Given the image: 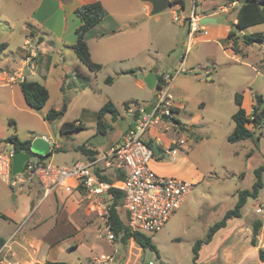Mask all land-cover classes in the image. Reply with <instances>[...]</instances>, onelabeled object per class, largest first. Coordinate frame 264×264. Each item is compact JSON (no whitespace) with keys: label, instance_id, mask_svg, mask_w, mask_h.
<instances>
[{"label":"rangeland","instance_id":"rangeland-1","mask_svg":"<svg viewBox=\"0 0 264 264\" xmlns=\"http://www.w3.org/2000/svg\"><path fill=\"white\" fill-rule=\"evenodd\" d=\"M16 1L0 0V45L7 44L3 54H0V68L10 74L15 72L26 56L24 42L31 39L30 35L27 36L28 24L22 19L27 14L24 0ZM195 1L183 0L185 13L172 6L160 14H151V20L143 14L139 19L144 24L142 33L129 42L128 48L120 54L119 44L110 42L112 47H109L107 52H111V55L98 74L90 72L80 64L91 76L85 77L81 72L76 76L71 65V59L75 57L73 51L60 47L68 60L63 61L57 56H51L52 62L45 82L39 77L27 75L28 81H39L45 84L49 91L50 98L42 112L46 115L51 108L56 107L62 112L55 122H48L27 105L18 80L6 86L0 82L1 143L12 136H17L22 141L53 138L55 143L60 145L61 151L52 147V156L46 160L53 164L66 165L74 163L76 159H85L83 153L76 151L80 146H97L103 152L111 141L121 140L131 121L123 104L142 103L151 94L146 85L139 86V78L132 74L122 75L121 72L128 69L139 72V66H147V62L153 64L155 71L159 66L177 70L183 61L188 43V26L183 25L184 16L192 14L195 10L196 14L201 15L205 9L223 7V14L228 15L225 24L236 17L238 4H229L228 0H201L198 3ZM174 12L181 21L174 19ZM233 24L232 22L231 28L234 27ZM255 33L264 35V23L245 31V34ZM239 37L241 36L237 33L232 40L240 44ZM41 38L44 41L53 40L46 34H41ZM49 46L46 48L52 55ZM91 46L96 58L104 56L103 48L92 43ZM37 52L38 66L41 52ZM234 54L228 50V44L224 41L193 43L183 66L186 73L176 76L172 83L170 94L173 102L184 105L181 111L184 115L182 120L191 123L194 134L180 130L183 134L179 136L190 138L187 142L188 149L174 148L170 157L165 156L160 162L166 169L178 168L183 175L170 177L188 182L193 187L174 218L172 217L160 232L148 234L157 247L159 258L156 253L145 250L141 264H194V244L204 239L209 228L235 207L238 192L252 189L256 181L254 170L264 164V133L260 136V143L257 142L258 146L251 140L235 144L227 141V137L235 128L232 119L238 110L235 95L240 93L245 99L248 97L253 101L256 95L264 97V43L244 45L242 52ZM64 71L70 76V85L64 83ZM109 76L114 79L110 85L105 83ZM84 88L86 89L83 92ZM107 101H112L122 110V121L115 123L114 130L103 136L97 134V112ZM106 121L107 125H112L110 117H107ZM72 122H81L86 129L61 136L62 125ZM157 128L161 129V133L167 138H177L174 131ZM61 138L63 142L59 141ZM162 145H165V142H162ZM184 156H188L187 162L177 160ZM10 189L15 190L11 186ZM263 192L260 200L248 201L242 211L244 221L254 223L263 218ZM12 200L11 197L9 202ZM45 208V214L51 213L49 208ZM85 229L87 231L82 234L66 238L58 244L59 251L63 250L59 254V262L85 264V255L92 244L100 245L106 254L111 252L105 244L96 239V225L87 226ZM73 244L80 245L79 250L69 251ZM214 246L215 243L202 248L198 264H216L212 260Z\"/></svg>","mask_w":264,"mask_h":264},{"label":"crops","instance_id":"crops-1","mask_svg":"<svg viewBox=\"0 0 264 264\" xmlns=\"http://www.w3.org/2000/svg\"><path fill=\"white\" fill-rule=\"evenodd\" d=\"M96 1H100L102 3L105 15L100 24H98L95 28H93L86 34L85 39L89 47L92 60L95 63L102 65V67L106 65L107 62L105 61H107L108 56L111 55L110 51V53L107 52V50H109V47H112L109 45L110 42L119 44L120 54L122 51H125L126 48H128L129 42H132L133 39H135L142 33V26L144 24L139 21V19L143 16V14L145 16H149L148 20H151V5L141 0H69L67 4H65L62 0H24L23 3L27 10V14L23 16L22 19L28 24L29 34H27V36H31L30 40L32 45L38 48V50H40L41 52L35 74L30 76L39 77L45 82L48 77V70L52 62L51 56H57L63 61L68 60L65 57L64 52L59 48H69L73 51L72 47L77 42L76 30L81 26L82 22L75 14V10L83 5L90 4ZM199 1L201 0H196L195 2L198 3ZM15 2L17 1L15 0ZM234 4H238V9L240 3L235 2ZM173 7L185 13L184 6H181L180 4H174ZM222 8L223 7H217L212 10L205 9L201 15L196 14L195 10L192 14L184 16L183 25L187 24L188 34L190 17L193 14H196L200 19L204 17L217 18L220 16H225V19L221 23V25L211 24L215 27H210L208 25L203 26L194 43H218L219 41H224L228 44V50H230V52L234 54L235 52L232 50V44L235 41L229 39V34L231 31H233V27L231 28V24L232 22L234 24L236 23V17L232 21L230 20V22L225 24L224 22L228 20V15L223 14L224 12L221 10ZM236 15L237 10L235 16ZM175 17H178L176 13ZM156 20L159 21V18H157ZM178 21H181L180 18ZM245 31H241L243 32V35L245 34ZM41 34H46L53 40L44 41L41 38ZM26 41H28V39H26ZM37 43L38 46H36ZM91 43L96 47L99 46L103 48L104 56L96 58L92 51ZM47 46L51 48L52 55H50V50L46 48ZM237 47L240 52L244 50V44L242 43V41L240 44H237ZM3 51L4 49L0 52V54H3ZM74 56L75 57L71 59V65L72 69L75 72V75L77 76L79 72H81L83 75H85V77H90L91 75H89V73L82 69L80 65L82 63L78 60L75 53ZM24 57L21 64L12 74H10V72H5L2 68H0V82L2 83L1 85L6 86L8 84L16 83L17 80L19 81L18 77L22 74L26 76L29 75V68L26 65ZM146 65L147 66H139L140 71H135V73L132 75H134L135 77V75H147L149 72H153L156 74V76H160L161 78L165 74L173 75L176 72V70L172 67L162 68L159 65L158 70L155 71L154 66L151 62H147ZM129 70L134 71L133 69L124 71ZM63 73L64 83L70 85L71 82L69 74L66 71H64ZM175 78L176 77H174V80ZM138 82L139 86L141 87H144L146 85L141 79ZM42 85L45 86V84ZM85 89L86 88L83 89V92L85 91ZM154 99L155 90L151 91V94L142 103L127 102L129 103V109L126 111L128 112L127 115L131 119V121L125 129L122 138L129 131L133 124V118L130 115L129 110L132 107L148 108L153 104ZM254 105L255 100L253 101V99L251 100L248 97H246L245 99L243 97V108L246 110L248 115L251 114ZM117 109L121 114L120 121H122V110L119 108ZM174 109L176 111L175 118L181 122L182 127H185L190 131H188V133H191L193 135L194 130L191 123H189L187 120H182L184 119L182 118V116L184 117V115H182L181 111L184 109V105L174 102ZM56 110L60 111L58 107H56ZM107 117L110 116H106L103 119L104 122H107ZM175 124L176 123L171 126V129L169 131L172 130L174 131V133H176L174 127ZM114 126L115 123H112V131L115 128ZM248 127L250 130H254L253 126L249 125ZM182 132L186 133L185 131ZM182 132H179V135H182ZM261 133H264V127L261 129ZM45 139L54 140L53 138L48 137H45ZM145 140L149 144H153L155 147V144L162 145V142H165V145L162 146H167L172 142L173 139L167 138L163 133H161V129L153 127L146 136ZM159 140H161V143L159 142ZM59 141L63 142V138L59 139ZM119 141L120 140H118L117 142L111 141V144L103 152H101L99 150V147L97 146L88 148L85 145V147L97 152L98 155L96 156V159H101L102 155L112 145L118 143ZM184 147L183 148L185 150L188 149L187 145ZM55 148L57 150L60 149V145L55 144ZM59 151H61V149ZM84 157L85 159L83 161L76 159L75 162H85L90 159V157L86 155H84ZM163 158L164 157L161 156V158L152 163V168L155 172L167 176H175L176 174L183 175V173H181L178 168H164V164L160 162ZM177 160H183L184 162H187L188 156H184L182 159L178 158ZM108 172L111 173L109 174ZM105 176H107L111 181H113L112 183L115 184L120 181L121 178L119 177H123L122 173L116 169L106 170ZM11 197L13 198V200L9 202ZM258 200H260V198L254 201ZM45 207L49 208L51 210V213L45 214ZM92 208L93 207L86 199L83 187L79 186V183L76 180H69L66 185L61 187L56 193L48 196L44 195L42 187L37 182L19 186V188L13 190L10 189V186L8 184L2 181V183H0V249H3L4 255L8 260L20 264H68L67 262L58 261L59 254L61 251H63H59L58 244L66 238H73L87 231V229H85V227L87 226L96 225L99 228L101 220L98 214L91 210ZM261 220L262 229L257 238V246H254L252 244L253 222L244 221L243 213L241 214L240 218L230 220L227 223V226L224 229L220 230L209 244L204 245L208 247L215 243L213 257L211 256L212 260H214L216 264H264L259 256L260 250L264 251V216ZM96 239L98 241H101L103 244H105V246L109 248L111 252L108 254H112L117 250L120 258L125 260L129 264H141L140 260L142 258V253L145 250L140 248L134 241H130L129 245L125 249L122 248V246L118 243H116V245L112 247L108 243L98 239V229ZM79 248L80 245L73 244L70 246L69 251H77L79 250ZM102 254L106 253L103 252L101 246L98 244H92L89 252L85 255V264L89 259L98 257ZM74 263L75 262H72V264Z\"/></svg>","mask_w":264,"mask_h":264},{"label":"built area","instance_id":"built-area-1","mask_svg":"<svg viewBox=\"0 0 264 264\" xmlns=\"http://www.w3.org/2000/svg\"><path fill=\"white\" fill-rule=\"evenodd\" d=\"M178 21L179 18L175 17ZM201 19L193 14L190 17L187 50L183 61L176 70L175 75L165 74L156 83L153 108L149 114L147 107H132L129 110L133 118L134 128L129 129L125 136L112 145L101 159H88L85 162H75L66 165H57L39 156L30 154V159L24 164L23 174L13 175V158L17 152L14 144L0 141V179L14 189L26 184L37 182L43 189L44 195L56 193L69 180H76L83 187L86 199L93 207L91 210L98 214L101 223L98 228V239L114 247L117 243L116 236L110 225V189L123 192L124 202L122 212L127 226L133 232L145 235L160 232L169 220L181 209L193 185L175 177L163 176L155 172L152 163L157 159L170 156L174 148L188 145L189 137H179L180 126L174 125L177 138L167 146L155 144L160 154L153 151L154 145L145 139L153 127H161L169 131L174 124V102L170 94L174 77L186 73L183 66L192 44L202 30ZM28 74L36 71L38 48L30 40L24 44ZM39 51V50H38ZM19 81L25 80L26 75L18 77ZM164 117L166 119H164ZM252 120L253 117L251 116ZM253 126V124H250ZM55 143L54 140H48ZM161 143V140H159ZM56 144V143H55ZM185 148V147H184ZM183 148V149H184ZM26 153V152H23ZM116 169L122 173L120 181L109 183L103 181L101 176L106 170ZM13 180V182H12ZM0 264H20L8 260L0 249ZM86 264H129L121 259L118 251L112 254H102L86 262Z\"/></svg>","mask_w":264,"mask_h":264},{"label":"trees","instance_id":"trees-1","mask_svg":"<svg viewBox=\"0 0 264 264\" xmlns=\"http://www.w3.org/2000/svg\"><path fill=\"white\" fill-rule=\"evenodd\" d=\"M65 4L69 0H62ZM173 4H180L184 6L183 0H171ZM229 4H234L239 2L240 6L237 9L236 23L233 25L236 27L237 31H231L229 34V39L231 40L233 36H236L238 31H245L248 28L258 26L264 23V0H228ZM75 14L81 20V26L76 30L77 42L72 47L78 60L84 64L89 71L92 73H99L102 70V65L95 63L91 58V53L86 42V34L95 28L103 20L105 11L103 5L100 1H96L90 4L83 5L75 10ZM244 45H254L264 43V35L262 33L255 34H244L239 37ZM7 46V44L0 45V52ZM232 50L237 54L239 49L236 42L232 44ZM135 71H123L122 75L134 74ZM158 81L161 79L157 76ZM114 79L112 77H107L105 79L106 84H112ZM19 86L21 92L27 105L33 110H43L47 102L49 101L50 95L49 91L45 86L36 81H28L27 79L19 81ZM235 103L238 107L237 112L232 116L235 123V128L233 132L227 137L229 143L235 144L239 142L251 140L256 146L257 142L260 140L261 129L264 127V97L262 95L255 96V105L253 106L250 115L247 114L246 110L243 108V95L237 93L235 95ZM124 108L129 109V103H124ZM174 112L175 109H174ZM62 115L61 111L56 109H50L46 115L45 120L48 122H55ZM120 112L112 101H107L97 113V134L107 135L109 131L112 130V125H107L103 119L106 116H110L112 123H116L120 120ZM253 117L251 120L250 117ZM174 123L180 126L181 131L188 132L185 127H182L180 121L175 117L172 119ZM253 124L254 130L249 129V125ZM85 126L81 122L65 123L60 129L61 136L73 134L85 130ZM190 132V131H189ZM259 133V134H258ZM258 135V136H257ZM14 144L17 151H23L26 153L31 152V140L22 141L17 136H12L6 140ZM55 150H57L54 147ZM60 149H58L59 151ZM76 151L83 153L84 155L90 157L91 160L96 159L98 155L97 152L92 151L85 147V145L80 146ZM52 152L46 157H40L42 160H46L52 156ZM251 156L250 154L248 155ZM256 181L253 184L251 190H243L238 192V200L235 207L229 210L222 220L215 223L208 230L207 236L204 239L198 240L193 246V261L194 264H198L200 258V251L204 245L209 244L214 236L222 229L227 226L230 220L238 219L241 217L242 209L247 205L248 200H257L260 198L262 191L264 190V164L254 170ZM103 181L112 183L107 176H101ZM110 225L111 229L115 233L116 241L126 248L130 241H134L143 250H150L156 253L159 258V253L156 245L150 236L133 232L126 224L122 207L124 202V194L122 191L117 189H110ZM262 229V220H256L253 223V238L252 244L257 246V238ZM259 256L261 261L264 262V251L260 250Z\"/></svg>","mask_w":264,"mask_h":264},{"label":"water","instance_id":"water-1","mask_svg":"<svg viewBox=\"0 0 264 264\" xmlns=\"http://www.w3.org/2000/svg\"><path fill=\"white\" fill-rule=\"evenodd\" d=\"M145 3H148L151 5V14L157 15L160 14L167 9L171 8L174 4L171 0H141ZM225 19V16H220L217 18L213 17H204L201 19V25H211V24H221ZM233 31L236 32V27H233ZM240 36H243V32L238 31ZM136 78H139L144 81L146 86L149 90L153 91L155 90L156 83H157V76L153 72H149L147 75H135ZM153 106H149L146 110V113L149 114L152 110ZM36 113H38L41 117L45 118V114L41 110H35ZM164 119H166L164 117ZM135 125H132V128H134ZM55 147V143L52 141H48L45 138H36L31 143V152L41 156L46 157L51 153V148ZM160 149L158 147H153V151L156 155L160 154ZM30 159V154L23 153V152H17L16 155L13 158V175L17 176L20 174H23L24 176V164ZM264 191V190H263ZM263 198H264V192H263Z\"/></svg>","mask_w":264,"mask_h":264}]
</instances>
